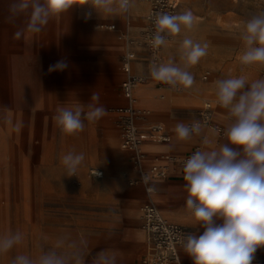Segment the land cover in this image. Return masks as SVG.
Returning a JSON list of instances; mask_svg holds the SVG:
<instances>
[{"label":"rangeland","instance_id":"rangeland-1","mask_svg":"<svg viewBox=\"0 0 264 264\" xmlns=\"http://www.w3.org/2000/svg\"><path fill=\"white\" fill-rule=\"evenodd\" d=\"M186 11L193 14V27L182 26L179 34L167 37L162 54L166 63L172 59L184 66L180 52L184 38L208 45L207 55L186 69L203 91L200 106L190 112L197 120L205 103L217 104L216 80L264 75V66L244 67L239 61L243 24L264 13V0H180L174 15ZM115 32L116 38L106 42L125 44L124 29L117 25ZM122 43L112 49L120 53L116 57L108 49L86 46V51L23 52L30 60L15 62L11 68L0 60V235L17 230L25 235L22 245L0 256V264H10L18 253L36 255L37 244L50 247L61 234L78 242L83 264H97L101 253L114 264H132L144 253L146 237L138 228L144 194L130 185L136 168L123 152L117 161L108 146L109 137L120 146L119 116L110 106L121 102ZM61 60L67 67L49 72ZM5 69L11 70L9 90ZM147 86L137 87L140 102L139 92L143 94ZM180 87L182 93L189 90ZM94 93L98 103L91 100ZM90 103L102 105L105 114L95 121L85 120L83 131L63 133L54 120L57 108L82 105L87 110ZM171 125L174 130L176 125ZM212 131L216 140L224 139ZM173 142H177L174 136ZM73 151L83 153L85 159L76 176L68 177L61 158ZM92 171H102L103 176Z\"/></svg>","mask_w":264,"mask_h":264},{"label":"clouds","instance_id":"clouds-1","mask_svg":"<svg viewBox=\"0 0 264 264\" xmlns=\"http://www.w3.org/2000/svg\"><path fill=\"white\" fill-rule=\"evenodd\" d=\"M75 5H88L104 14L127 13L134 0H11L12 14L28 15L27 30L40 32L50 16ZM91 15V12L88 13ZM155 32L150 44L154 52L166 46L167 37L184 29H191L194 17L191 11L178 15L158 13L154 19ZM20 38L21 32L15 33ZM243 51L239 57L242 66H264V13L253 16L243 24L240 34ZM208 45L184 38L180 44L181 67L174 60L150 66L152 79L175 89L189 88L194 77L187 67L196 65L207 55ZM67 64L61 60L49 67V72L63 71ZM216 99L227 110L229 123L223 131L225 142L207 150H198L184 162V180L187 190L186 208L193 221L203 232L184 236L182 247L193 264H253L258 248L264 247V78L249 81L245 75L230 76L214 82ZM91 100L98 103V94ZM58 107L54 120L65 134L84 129V121L98 120L105 114L104 107L96 104ZM178 142L189 141L202 132L200 121L175 126ZM210 146L212 141L203 139ZM85 156L69 152L61 163L67 176H76ZM152 191V189H149ZM23 232L8 231L0 235V256H7L23 244ZM36 255L16 254L10 264H83V251L68 234H61L55 243L45 248L37 244ZM97 264H114L100 254Z\"/></svg>","mask_w":264,"mask_h":264},{"label":"crops","instance_id":"crops-1","mask_svg":"<svg viewBox=\"0 0 264 264\" xmlns=\"http://www.w3.org/2000/svg\"><path fill=\"white\" fill-rule=\"evenodd\" d=\"M10 3L11 0H0V60L2 59L4 65L6 67L9 66L10 68L15 62L21 65L23 63L22 61L25 59L30 60L23 55V52L28 51H86V46H98L101 49L112 51V56L116 57L120 53H113L112 49L117 43L122 42H106L107 40H114L117 33L115 30L110 31L100 29V24H98V22L106 21L101 22V24H115L116 27L119 25V27L124 29L125 32L130 30L133 35L138 36L140 31L146 25L145 16L149 10V4L144 0H134V4L129 9V13L113 14H104L102 12L97 13L88 5L73 4L71 7L50 16L47 24L42 27L41 31L33 33L26 28L29 19L28 15L24 13H21L20 15L10 13ZM89 12H91L90 16L88 15ZM134 23L138 25L139 23H142V27L135 26ZM18 31L21 32L20 38H16L15 36V33ZM124 46L126 53V43ZM166 52L167 51L165 50V53ZM124 54H121L118 58V64L120 66L121 57ZM162 62L166 63L164 59ZM177 64L183 67L180 63ZM150 66L151 64L147 60L145 52L139 50L138 59L133 63V71L148 78L147 82L141 83L139 86L143 84H147L148 86L143 91V94H141V102L138 96V88L135 97L137 99V106L147 110L149 115L145 120H139L138 123L142 127H147L153 123L163 124L170 136V141L167 143L151 142L144 145V151L149 158L146 163L147 167L153 162L160 161L161 156L164 154L184 156L192 151V149L198 144L201 150H207L209 147H217L219 144L224 143L225 138L222 137L224 139L216 140L215 132L212 131L217 127L222 128V126L225 129L230 122L227 110L220 107L218 103L215 106H212L213 116L209 120L201 118L197 119L202 125V132L199 136L194 135L189 141L178 142L176 140L177 142H173L175 131L173 130L171 123L173 122L174 125L179 122L188 124L189 121L196 119L195 116L190 115V112L194 113L201 104L204 97L202 87L198 85L195 80L194 84L189 87V90L186 93H182L179 90L172 88L160 87L158 84H154L153 81L149 80L151 78L149 74ZM188 71L190 72V70ZM3 73L6 75L4 83L7 84L9 90L11 83V70L5 69ZM123 77L125 78L124 71L121 85L124 81ZM259 78H264V75L254 74L248 76L249 81ZM125 101L122 90L121 102L113 104L110 107L113 109L124 104ZM117 132L119 135L118 129ZM204 138H208L212 141V144L210 146L204 145L202 142ZM119 139L120 146H117V140L114 139V137H109L108 146L110 151L115 152L117 161L118 159L122 160L123 152L126 155V161L133 166L129 153L124 151L121 147L120 135ZM183 169L184 167L173 164L171 166L169 177L165 180L155 182L156 193L153 195L152 200L168 220L182 224L189 232H195L197 231V227L195 223H193V218L186 208V198L188 193L185 188L186 182L184 180ZM133 187L138 188L143 192L144 201L142 205H144V203L148 201V196L144 187L140 185ZM157 199L159 204L157 203ZM138 225L139 230L144 232L140 228V223ZM202 232L203 229L201 228L197 231V235ZM144 234L146 237L144 253L132 264H137L146 253L148 236L145 232ZM140 236L142 237V235ZM180 254L183 260L193 264L192 259L185 254L183 247H180ZM253 264H264V247L258 248L255 253Z\"/></svg>","mask_w":264,"mask_h":264},{"label":"built area","instance_id":"built-area-1","mask_svg":"<svg viewBox=\"0 0 264 264\" xmlns=\"http://www.w3.org/2000/svg\"><path fill=\"white\" fill-rule=\"evenodd\" d=\"M144 1L149 4V10L145 16V27L140 31L139 36L133 35L130 30L123 35L127 46L126 53L121 57V66L125 74L122 90L126 101L112 109L119 116L117 129L121 138V147L129 153L130 160L137 170V176L130 180V185L143 186L148 196V201L141 209L140 221V228L148 236V244L145 255L137 264H191L183 260L180 254L182 240L190 232L182 224L168 220L152 197L156 193L155 182L167 179L173 164L184 167L186 159L201 148L198 144L184 156L164 154L160 161L153 162L147 167L146 163L149 158L144 151V145L151 142L167 143L170 141V136L161 123H153L147 127H142L138 123L139 120H145L149 112L137 106L135 90L139 83L147 82L148 78L133 71V63L138 59L139 50L145 52L150 64L154 61L162 63V47L154 52L150 44L152 34L155 32L154 19L158 13L174 15L180 0ZM100 29L113 31L116 30V25L100 24ZM203 79L208 80V75H205ZM157 84L160 87L171 88L162 82H157ZM175 89L180 91L181 87L178 86ZM199 114L201 119L209 120L213 116L212 104H205ZM213 130L224 137L222 128L217 127ZM92 173L97 177L103 176L101 171H92Z\"/></svg>","mask_w":264,"mask_h":264},{"label":"bare ground","instance_id":"bare-ground-1","mask_svg":"<svg viewBox=\"0 0 264 264\" xmlns=\"http://www.w3.org/2000/svg\"><path fill=\"white\" fill-rule=\"evenodd\" d=\"M100 27V26H99ZM142 83H144V82H142ZM139 84H141V83H139ZM139 84H138V86H139ZM137 86V87H138ZM137 89V88H136ZM135 93H136V90H135ZM140 93V95L142 94L141 92H139ZM218 107V106H217ZM219 120V119H218ZM219 122H220V120H219ZM226 125V124H225ZM165 213V212H164ZM187 214H189V213H187ZM184 215V214H183ZM174 220V219H173ZM181 220H183V219H181ZM182 222V221H181ZM185 222V221H184ZM194 223V222H193ZM187 224V223H186Z\"/></svg>","mask_w":264,"mask_h":264}]
</instances>
